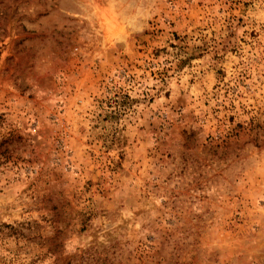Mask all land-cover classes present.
I'll list each match as a JSON object with an SVG mask.
<instances>
[{"label":"rangeland","instance_id":"rangeland-1","mask_svg":"<svg viewBox=\"0 0 264 264\" xmlns=\"http://www.w3.org/2000/svg\"><path fill=\"white\" fill-rule=\"evenodd\" d=\"M0 264H264V0H0Z\"/></svg>","mask_w":264,"mask_h":264}]
</instances>
